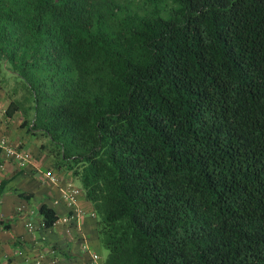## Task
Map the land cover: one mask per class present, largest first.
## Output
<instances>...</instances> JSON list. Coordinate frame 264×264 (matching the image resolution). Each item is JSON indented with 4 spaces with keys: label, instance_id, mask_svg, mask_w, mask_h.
Instances as JSON below:
<instances>
[{
    "label": "trees",
    "instance_id": "obj_1",
    "mask_svg": "<svg viewBox=\"0 0 264 264\" xmlns=\"http://www.w3.org/2000/svg\"><path fill=\"white\" fill-rule=\"evenodd\" d=\"M8 77L100 264H264V0H0Z\"/></svg>",
    "mask_w": 264,
    "mask_h": 264
},
{
    "label": "crops",
    "instance_id": "obj_2",
    "mask_svg": "<svg viewBox=\"0 0 264 264\" xmlns=\"http://www.w3.org/2000/svg\"><path fill=\"white\" fill-rule=\"evenodd\" d=\"M11 124L10 117L0 118V137L21 146L22 140L17 133H12L11 129H15ZM1 153L0 148V216L4 218L0 220V264H50L51 260L57 264H79L87 259L88 264L91 258L94 264H100L103 256L95 239L89 202L78 193L75 203L81 213L70 216L61 198L63 183L68 181L74 185L67 171L58 167L55 174L47 172L46 176L38 169L47 162L45 158L35 161L31 156L25 166L17 167L2 158ZM49 175L58 180L51 182ZM54 199H57L55 204ZM41 202L47 203L58 215L49 227L39 225L37 207ZM28 220L33 223L31 229L25 225Z\"/></svg>",
    "mask_w": 264,
    "mask_h": 264
},
{
    "label": "rangeland",
    "instance_id": "obj_3",
    "mask_svg": "<svg viewBox=\"0 0 264 264\" xmlns=\"http://www.w3.org/2000/svg\"><path fill=\"white\" fill-rule=\"evenodd\" d=\"M16 88L14 92H11L12 88ZM21 81L19 78L16 77H8L5 81H0V118L4 117V108L10 98H17L20 97L22 94L21 90ZM23 116V112L20 110L14 111L12 116L10 117V124L15 129H11L12 133H17V136L20 137L22 140V147L29 151L32 159L45 158L47 162H44L39 165L38 169L44 172L47 176V172L55 174L57 171L58 166L56 165V160L59 158L55 153L49 151L52 144L48 140L45 135L42 134H32L30 132H26L24 128L20 129L16 124L21 121ZM15 126V127H14ZM41 143L44 145L42 148L40 147ZM60 170H63V167H59ZM69 173V172H68ZM74 183V185L78 184V180L74 177H70ZM101 255L104 256L106 250L100 247Z\"/></svg>",
    "mask_w": 264,
    "mask_h": 264
},
{
    "label": "built area",
    "instance_id": "obj_4",
    "mask_svg": "<svg viewBox=\"0 0 264 264\" xmlns=\"http://www.w3.org/2000/svg\"><path fill=\"white\" fill-rule=\"evenodd\" d=\"M0 148H1V156L5 160H9L12 163H14L17 167H23L25 166L30 158L31 155L28 150L20 146L18 143H9L4 137H0ZM49 180L51 182L57 181V177L54 175H49ZM79 189L77 186L71 184L70 182H64L62 187H60V195L61 198H63L65 205L68 208V211H70V216H75L81 213L80 208L76 205L75 199L76 195L78 193ZM57 202V199L53 200V203L55 204ZM0 216V220H3ZM26 227L28 229L33 228V223L28 220L25 223ZM82 247H86L85 243H82ZM36 262H39L37 260ZM50 264H57L54 260H51ZM84 264V263H79ZM88 264H94V258H91Z\"/></svg>",
    "mask_w": 264,
    "mask_h": 264
}]
</instances>
